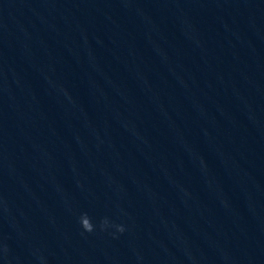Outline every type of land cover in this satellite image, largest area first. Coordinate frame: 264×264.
Listing matches in <instances>:
<instances>
[{
	"label": "water",
	"instance_id": "obj_1",
	"mask_svg": "<svg viewBox=\"0 0 264 264\" xmlns=\"http://www.w3.org/2000/svg\"><path fill=\"white\" fill-rule=\"evenodd\" d=\"M89 217L51 264H264V21Z\"/></svg>",
	"mask_w": 264,
	"mask_h": 264
},
{
	"label": "clouds",
	"instance_id": "obj_2",
	"mask_svg": "<svg viewBox=\"0 0 264 264\" xmlns=\"http://www.w3.org/2000/svg\"><path fill=\"white\" fill-rule=\"evenodd\" d=\"M79 224L85 233H92L96 230L97 225L93 224L92 219L89 217L87 213H82L79 217ZM100 231H107L109 228H115L116 232L123 233L125 231V227L121 224H114L109 221L107 217L103 218L99 225ZM4 253L7 254L8 249L5 246L3 249Z\"/></svg>",
	"mask_w": 264,
	"mask_h": 264
}]
</instances>
